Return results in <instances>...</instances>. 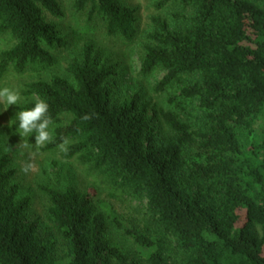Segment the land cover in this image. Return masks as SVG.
I'll return each instance as SVG.
<instances>
[{"label":"trees","instance_id":"1","mask_svg":"<svg viewBox=\"0 0 264 264\" xmlns=\"http://www.w3.org/2000/svg\"><path fill=\"white\" fill-rule=\"evenodd\" d=\"M72 1L109 37L136 38L137 8ZM166 5L170 21L150 18L140 56L142 77L162 73L161 103L121 95L120 65L87 40L64 77L25 83L14 108L42 99L53 123L69 115L41 150L76 159L109 199L137 203L140 220H122L96 188L62 187L59 174L38 187L46 205L33 216L1 156L0 264H264V0L156 8ZM64 15L60 0H0V79L51 71L66 45L51 19Z\"/></svg>","mask_w":264,"mask_h":264},{"label":"rangeland","instance_id":"2","mask_svg":"<svg viewBox=\"0 0 264 264\" xmlns=\"http://www.w3.org/2000/svg\"><path fill=\"white\" fill-rule=\"evenodd\" d=\"M65 10V15L62 19L53 20L51 22L59 34L65 38L66 45L52 51L56 58L57 65L49 72L44 73L41 77L32 75L26 71L21 74H8L0 79V88L9 87L18 89L23 92V86L29 81L47 79L52 75L65 76V70L68 63L79 58L81 49L85 41H90L105 51L115 62L120 65L121 74L118 81V92L123 94L141 93L142 96L151 101L162 102V97L159 98L154 92L155 82L162 77V73L156 72L146 78L140 75V56L142 47L145 44V39L149 33L151 26L150 18L159 16L170 21L171 14L174 9L166 5L163 9H157L160 0H120L123 4L137 8V35L133 41H126L120 37H109L104 28L103 21L95 19L89 21L87 14L75 13L71 8L72 0H60ZM77 33L83 39L78 41L74 34ZM5 44L0 43V51L5 49ZM25 100L21 97V103ZM16 104V105H17ZM16 105L6 106L0 104V157L5 156L9 159V167L16 170L14 183L19 185L22 196L30 199V214L38 216L44 214L46 201L44 196L39 192V186H52L56 181V174H59L61 186L71 185L79 191H87L90 188L97 189V198L99 201L106 202L113 206L116 215L122 220L137 223L140 220V213L137 210V203L120 202L109 199L107 192L96 184L93 176H90L87 170L80 165L76 159L63 160L60 158V150L42 151L43 146L29 145L27 136H21L14 108ZM7 109L5 110V108ZM69 115H61L49 127L51 135L59 126H64L70 122ZM12 120L13 123L9 124ZM31 164L33 167L25 172L22 167ZM112 234V242L122 241Z\"/></svg>","mask_w":264,"mask_h":264},{"label":"clouds","instance_id":"3","mask_svg":"<svg viewBox=\"0 0 264 264\" xmlns=\"http://www.w3.org/2000/svg\"><path fill=\"white\" fill-rule=\"evenodd\" d=\"M21 99L20 91L9 87L0 88V104H5L7 107L16 105ZM5 108V110L7 109ZM48 104L42 99H36L34 106L29 109L20 110L16 113L15 119L18 121V129L21 136L29 134L34 135V141L37 146H43L52 140V135L49 131L50 125L53 124L51 118L47 115ZM84 119L90 118L87 114ZM13 121L10 120L9 124ZM67 141L60 145L62 150H66ZM33 166L27 164L22 167V171H29Z\"/></svg>","mask_w":264,"mask_h":264}]
</instances>
